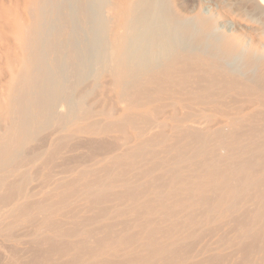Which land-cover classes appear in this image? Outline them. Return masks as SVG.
Here are the masks:
<instances>
[{
    "label": "bare ground",
    "instance_id": "1",
    "mask_svg": "<svg viewBox=\"0 0 264 264\" xmlns=\"http://www.w3.org/2000/svg\"><path fill=\"white\" fill-rule=\"evenodd\" d=\"M0 264H264V0L0 8Z\"/></svg>",
    "mask_w": 264,
    "mask_h": 264
},
{
    "label": "rangeland",
    "instance_id": "2",
    "mask_svg": "<svg viewBox=\"0 0 264 264\" xmlns=\"http://www.w3.org/2000/svg\"><path fill=\"white\" fill-rule=\"evenodd\" d=\"M22 0H0V8H17ZM229 27V25H227Z\"/></svg>",
    "mask_w": 264,
    "mask_h": 264
}]
</instances>
